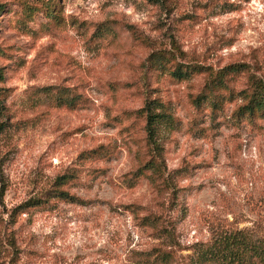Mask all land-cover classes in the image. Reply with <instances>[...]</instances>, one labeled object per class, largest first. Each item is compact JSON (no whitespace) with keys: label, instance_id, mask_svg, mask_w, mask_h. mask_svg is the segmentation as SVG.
<instances>
[{"label":"rangeland","instance_id":"374dc122","mask_svg":"<svg viewBox=\"0 0 264 264\" xmlns=\"http://www.w3.org/2000/svg\"><path fill=\"white\" fill-rule=\"evenodd\" d=\"M0 5V264H264V0Z\"/></svg>","mask_w":264,"mask_h":264},{"label":"trees","instance_id":"16d2710c","mask_svg":"<svg viewBox=\"0 0 264 264\" xmlns=\"http://www.w3.org/2000/svg\"><path fill=\"white\" fill-rule=\"evenodd\" d=\"M0 6H2V5H0ZM172 72L176 76L181 75V73L178 69H175ZM152 103H153L152 100H148L144 105V109H145V129L147 132L146 133L147 141L154 148L155 142L153 139V132H154L155 126L153 124H154L156 118H160L164 114L159 110L154 111L153 109L156 105L152 104ZM263 105H264V96L262 97V96H257V95L252 94L249 97L248 102L245 104V108L247 111L252 112L253 110L258 109V108L262 107ZM62 194H64V193H62ZM226 252H231V249L230 248L227 249ZM232 262H233V258L227 256V261H225V264H232Z\"/></svg>","mask_w":264,"mask_h":264}]
</instances>
